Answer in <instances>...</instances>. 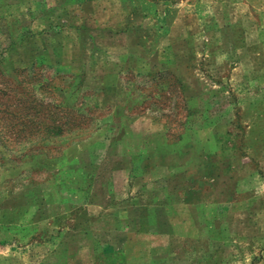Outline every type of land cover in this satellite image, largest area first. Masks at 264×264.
I'll use <instances>...</instances> for the list:
<instances>
[{
    "label": "rangeland",
    "instance_id": "obj_1",
    "mask_svg": "<svg viewBox=\"0 0 264 264\" xmlns=\"http://www.w3.org/2000/svg\"><path fill=\"white\" fill-rule=\"evenodd\" d=\"M2 4L0 264H262L264 0Z\"/></svg>",
    "mask_w": 264,
    "mask_h": 264
},
{
    "label": "trees",
    "instance_id": "obj_2",
    "mask_svg": "<svg viewBox=\"0 0 264 264\" xmlns=\"http://www.w3.org/2000/svg\"><path fill=\"white\" fill-rule=\"evenodd\" d=\"M3 6V4H2V0H1V2H0V7H2ZM48 62H46L45 60H43V59H39V60H37L36 61V63H34V65L31 67V69H30V71H28V70H26V69H19V70H15V77H16V79L14 80V78H12V81H10L9 83L7 82V81H4V82H2L4 85H3V87L4 88H9V89H13L14 88V86L16 87V86H23L24 84L25 85H31V87H30V90H32L33 89V84L35 83L34 82V80H37V75H38V72H40L39 70H41L42 69V67L44 68V67H46V66H48V65H52V64H50V63H48ZM57 67H60V66H57ZM36 70V71H35ZM32 71V72H31ZM22 73H26V76L25 77H27V79L28 80H26L25 79V77L23 78V77H21L20 75L22 74ZM2 74L0 73V78L2 77L1 76ZM13 86V87H12ZM80 86L78 85V86H75V85H72V84H70L69 86H67L65 89H67V90H69L70 89V91L71 92H75V91H77V90H79L78 88H79ZM39 90H41V89H43V87L41 88V85L39 86V88H38ZM1 90V89H0ZM49 90H51L52 91V93L53 94H55V93H58V95L59 94H61L60 92H65V90H64V88H61L60 86H58V85H50L49 86ZM69 97V96H68ZM67 97V98H68ZM72 97H73V95H72ZM69 99V98H68ZM67 101V100H66ZM66 101H65V98H64V100L62 99V103H59V104H53L52 106H54V112H49V114L52 116V117H54L51 121V123H54L55 125L53 126V124H52V126H48V127H46L45 128V131H44V135L42 134V135H40L41 136V138L39 139L40 141H36L35 142V144H33V147L34 146H39V144L40 143H42V142H46V143H48V144H55V145H57V144H61L62 142H65V141H67L68 140V138L70 139V138H76V137H80V136H82V135H84V133H86L87 131H88V127H89V125H93V123H92V118L91 119H89L87 122H85V121H83V124H85V125H87V127H84V125L82 126L81 124H80V122L79 123H77L76 125H70V122H74L75 121V118L73 117H71V116H69V118L70 119H68V118H65L66 120H64V123H63V121H62V119L61 118H63V117H61L60 116V112L61 111H63V109H65L66 108V111H67V113H69V112H72V113H75L76 111H73V109H74V107L75 106H77V104L76 103H74L73 104V106L72 105H70V106H68V103H66ZM34 107V106H33ZM78 107V106H77ZM80 107H82V106H79L77 109H79ZM73 108V109H72ZM35 112H37L38 111V109L37 108H32ZM68 110H70V111H68ZM66 113V112H65ZM78 113L76 112L75 113V117H76V115H77ZM69 115H71V114H69ZM73 115V114H72ZM67 117V116H66ZM156 120H157V118H156ZM67 123V124H66ZM82 123V122H81ZM165 124V123H164ZM65 125H68L65 129H63L64 127H65ZM69 125L71 126V127H69ZM65 130H68V131H70V133H69V135L68 136H64L63 135V132H65ZM32 135V134H31ZM25 137H26V140H28L29 141V139H31V138H29V136L28 135H24L23 136V138L25 139ZM33 137V136H32ZM175 139H173V138H170V135H168L167 134V139H166V144H164V145H172V143H173V141H174ZM30 141H32V140H30ZM172 142V143H171ZM5 145V144H4ZM32 145V144H31ZM32 147V146H31ZM53 150V149H52ZM62 156H64V155H62V153L60 154V151H59V149H57V153L54 155V156H51L50 158H53V160L55 159L56 161L57 160H59V158H61ZM63 159V158H62Z\"/></svg>",
    "mask_w": 264,
    "mask_h": 264
},
{
    "label": "crops",
    "instance_id": "obj_3",
    "mask_svg": "<svg viewBox=\"0 0 264 264\" xmlns=\"http://www.w3.org/2000/svg\"><path fill=\"white\" fill-rule=\"evenodd\" d=\"M258 262L257 261H255V260H251L250 262H249V264H257ZM262 264H264V261H262Z\"/></svg>",
    "mask_w": 264,
    "mask_h": 264
}]
</instances>
